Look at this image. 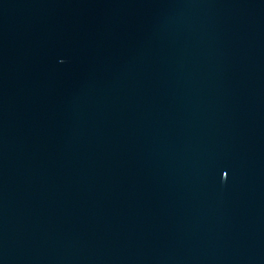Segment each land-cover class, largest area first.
<instances>
[{
	"label": "water",
	"instance_id": "1",
	"mask_svg": "<svg viewBox=\"0 0 264 264\" xmlns=\"http://www.w3.org/2000/svg\"><path fill=\"white\" fill-rule=\"evenodd\" d=\"M0 264H264V0H0Z\"/></svg>",
	"mask_w": 264,
	"mask_h": 264
}]
</instances>
